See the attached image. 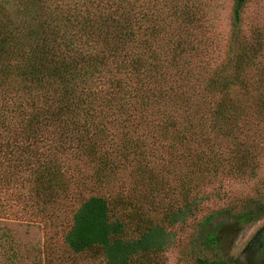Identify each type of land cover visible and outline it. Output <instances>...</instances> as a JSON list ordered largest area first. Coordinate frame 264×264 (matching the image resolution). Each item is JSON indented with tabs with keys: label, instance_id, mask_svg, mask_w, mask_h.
I'll use <instances>...</instances> for the list:
<instances>
[{
	"label": "trees",
	"instance_id": "trees-1",
	"mask_svg": "<svg viewBox=\"0 0 264 264\" xmlns=\"http://www.w3.org/2000/svg\"><path fill=\"white\" fill-rule=\"evenodd\" d=\"M251 1L223 32L220 0H0V218L44 225L42 264H231L215 220L264 218L226 189L264 171Z\"/></svg>",
	"mask_w": 264,
	"mask_h": 264
},
{
	"label": "rangeland",
	"instance_id": "rangeland-1",
	"mask_svg": "<svg viewBox=\"0 0 264 264\" xmlns=\"http://www.w3.org/2000/svg\"><path fill=\"white\" fill-rule=\"evenodd\" d=\"M220 27L223 32L230 29V13L232 0H220ZM246 19L249 23L258 20L264 26V0H252L246 10ZM258 23V22H254ZM264 171L259 180L249 183L233 182L226 186L231 195L235 196H262L264 197ZM223 204L221 201L215 207ZM220 243L231 264H246L244 249L252 236L264 226V218L256 223L246 226L239 225L235 219L220 217L215 220ZM0 264H10L9 257L13 252H19L17 264H42L41 252L44 247L46 229L41 222L0 218ZM5 234V235H4ZM6 236H9L7 238ZM1 239V238H0ZM12 243V247L10 246ZM169 264H181L178 261V252L169 254ZM260 264V263H258Z\"/></svg>",
	"mask_w": 264,
	"mask_h": 264
}]
</instances>
